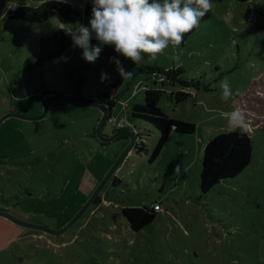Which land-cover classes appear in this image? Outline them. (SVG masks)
Listing matches in <instances>:
<instances>
[{"label": "rangeland", "instance_id": "1", "mask_svg": "<svg viewBox=\"0 0 264 264\" xmlns=\"http://www.w3.org/2000/svg\"><path fill=\"white\" fill-rule=\"evenodd\" d=\"M42 1L0 0V114L39 115L52 101L42 120L10 117L0 125V204L18 218L59 229L127 146L126 138L98 140L99 108L58 102L56 94L109 93L116 101L111 114L139 136L143 149H132L103 188L101 202L61 235L25 229L0 216V264H264V0H212L211 11L179 48L169 47L155 61L147 55L139 64L121 61L132 73L128 79L109 63L110 57L121 60L113 47H104L95 64L72 47L70 33L89 24L88 0H59L76 9L69 18L57 14L30 23L6 17L17 2ZM60 32L67 37L63 55L40 62L42 38ZM174 52L180 55L181 79L206 88L161 85L135 71L144 65L176 67ZM102 71L110 77L104 83ZM226 77L234 93L228 102L218 87ZM146 88L161 91L159 106L169 117L196 126L192 134L173 131L152 162L160 132L132 116ZM182 88L191 96L176 103L171 93ZM213 109L244 112L253 159L237 177L202 193L204 146L235 129ZM115 130L107 120L105 134ZM177 164L179 175L173 172ZM154 202L161 205L155 220L134 231L123 208Z\"/></svg>", "mask_w": 264, "mask_h": 264}, {"label": "trees", "instance_id": "2", "mask_svg": "<svg viewBox=\"0 0 264 264\" xmlns=\"http://www.w3.org/2000/svg\"><path fill=\"white\" fill-rule=\"evenodd\" d=\"M245 2L247 0H238ZM92 0H88L84 6V14L91 16ZM6 17L12 20H23L30 23H42L49 18L60 15L69 18L76 14V9L67 2L59 0H43L40 4L33 5L25 2H17V5L6 11ZM67 40L63 32L53 34L42 38L40 44L39 61L47 60L53 57L61 56L64 52V43ZM125 58L121 56L123 62ZM137 72L150 74L155 81L161 85L167 83H180L183 87L205 86L201 81H183L180 75L183 73L181 66L169 69L157 65H144L136 68ZM206 88V86H205ZM47 93V92H45ZM44 93V94H45ZM53 95V94H52ZM60 96L59 94H56ZM75 96V95H74ZM176 103L187 100L191 93L181 90L171 93ZM87 101H97L111 106L112 110L116 105L115 99L107 92H101L95 97L75 96ZM161 91L157 88H146L144 92V101L136 103L132 107V116L148 122L160 132V137L150 162L154 161L160 153L164 144L167 142L170 134L175 131L178 133L192 134L195 132V124L187 121L177 120L169 117L159 106ZM126 130L125 128L117 129ZM136 134V133H135ZM137 135V134H136ZM137 138L139 136L137 135ZM138 140V139H137ZM136 149L141 151L138 143ZM253 159V148L247 132H241L238 129H232L217 134L211 138L203 149L202 169L200 172V190L202 193L210 192L215 185L222 180L233 179L243 172ZM118 179L114 177V182ZM101 202V197L97 200ZM159 203V202H154ZM1 208H5L0 204ZM6 209V208H5ZM123 215L127 218L130 227L134 231L141 230L144 226L152 223L158 211L151 206L123 208Z\"/></svg>", "mask_w": 264, "mask_h": 264}, {"label": "clouds", "instance_id": "3", "mask_svg": "<svg viewBox=\"0 0 264 264\" xmlns=\"http://www.w3.org/2000/svg\"><path fill=\"white\" fill-rule=\"evenodd\" d=\"M212 0H92L89 24L79 25L70 33L72 47L82 50V58L95 64L104 47H113L117 56L139 64L147 55L150 61L172 47L179 48L185 34L192 32L212 9ZM95 39V45L91 41ZM179 66L180 55L170 57ZM116 65L122 79L131 78L132 73L124 67L116 56L109 58ZM110 79L108 73L101 72V83ZM218 87L224 102L234 95L228 78L220 81ZM207 110V109H206ZM227 122L229 128L241 132L249 131L243 111L213 109ZM181 164L175 165L173 172L181 173Z\"/></svg>", "mask_w": 264, "mask_h": 264}, {"label": "water", "instance_id": "4", "mask_svg": "<svg viewBox=\"0 0 264 264\" xmlns=\"http://www.w3.org/2000/svg\"><path fill=\"white\" fill-rule=\"evenodd\" d=\"M58 102H62L65 104L70 105H77V106H86V107H96L99 108L101 111V118L99 119L96 127V136L98 140L103 144H108L111 142H117L119 139L126 138L129 140L127 146L122 151L121 155L118 157V159L115 161V163L112 165L108 173L103 177V179L100 181L99 185L94 189L93 193L90 195L88 200L82 205V207L79 209V211L62 227L59 229H53L48 226L30 222L27 220H23L21 218H18L14 214L10 213L7 209L0 207V216L8 219L12 223L16 224L17 226H20L25 229H30L34 231H40L43 233H50L53 235H61L68 231L83 215L84 213L90 209L94 204L97 203V200L101 197V192L105 185L108 183L109 180L113 179V176L115 172L117 171L118 167L121 165V163L124 161L126 156L132 151V149L137 144V135L133 130H118L114 131L111 135L105 134V126L107 122V118L109 115H111L112 108L110 105L105 103H100L97 101H87L75 96H57L55 99ZM52 104V101H47L44 104L43 111L39 115L34 116H28L18 113L15 110H10L3 115L0 116V125L8 118L10 117H18L20 119L26 120V121H39L42 120L49 110V106Z\"/></svg>", "mask_w": 264, "mask_h": 264}, {"label": "built area", "instance_id": "5", "mask_svg": "<svg viewBox=\"0 0 264 264\" xmlns=\"http://www.w3.org/2000/svg\"><path fill=\"white\" fill-rule=\"evenodd\" d=\"M108 122H110L111 124H113L115 127H117V129H122V128H126L125 124L123 123V121H117L116 118L111 114L108 117ZM152 207L154 208L155 211H160L161 210V205L160 203H155L152 204Z\"/></svg>", "mask_w": 264, "mask_h": 264}, {"label": "crops", "instance_id": "6", "mask_svg": "<svg viewBox=\"0 0 264 264\" xmlns=\"http://www.w3.org/2000/svg\"><path fill=\"white\" fill-rule=\"evenodd\" d=\"M9 111H10V110H9ZM125 129H127V128H125ZM119 141H120V140H119ZM119 141H117V142H119ZM126 142H127V141H126ZM125 144H126V143H124V145H125ZM124 145L121 146V148L118 150L117 154H118V153L120 152V150L124 147ZM117 154H116V155H117Z\"/></svg>", "mask_w": 264, "mask_h": 264}, {"label": "flooded vegetation", "instance_id": "7", "mask_svg": "<svg viewBox=\"0 0 264 264\" xmlns=\"http://www.w3.org/2000/svg\"><path fill=\"white\" fill-rule=\"evenodd\" d=\"M4 113V112H3ZM3 115L2 113L0 114V116ZM120 140V139H119Z\"/></svg>", "mask_w": 264, "mask_h": 264}]
</instances>
